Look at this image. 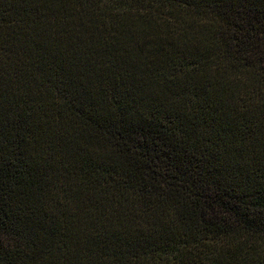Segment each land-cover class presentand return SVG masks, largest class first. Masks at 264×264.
<instances>
[{
	"label": "trees",
	"instance_id": "16d2710c",
	"mask_svg": "<svg viewBox=\"0 0 264 264\" xmlns=\"http://www.w3.org/2000/svg\"><path fill=\"white\" fill-rule=\"evenodd\" d=\"M0 264H264V0H0Z\"/></svg>",
	"mask_w": 264,
	"mask_h": 264
}]
</instances>
